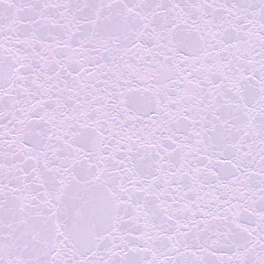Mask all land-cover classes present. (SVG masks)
Returning <instances> with one entry per match:
<instances>
[{
    "label": "snow or ice",
    "instance_id": "6c2138e0",
    "mask_svg": "<svg viewBox=\"0 0 264 264\" xmlns=\"http://www.w3.org/2000/svg\"><path fill=\"white\" fill-rule=\"evenodd\" d=\"M0 264H264V0H0Z\"/></svg>",
    "mask_w": 264,
    "mask_h": 264
}]
</instances>
